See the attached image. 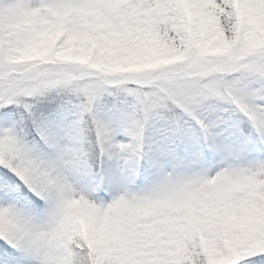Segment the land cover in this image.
Here are the masks:
<instances>
[{
    "label": "snow or ice",
    "instance_id": "1",
    "mask_svg": "<svg viewBox=\"0 0 264 264\" xmlns=\"http://www.w3.org/2000/svg\"><path fill=\"white\" fill-rule=\"evenodd\" d=\"M0 264H264V0H0Z\"/></svg>",
    "mask_w": 264,
    "mask_h": 264
}]
</instances>
